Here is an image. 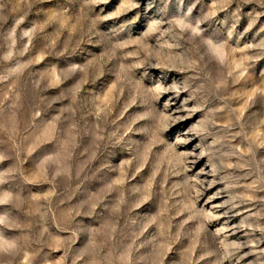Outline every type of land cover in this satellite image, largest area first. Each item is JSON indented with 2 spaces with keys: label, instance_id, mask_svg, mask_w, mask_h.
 I'll return each instance as SVG.
<instances>
[{
  "label": "rangeland",
  "instance_id": "374dc122",
  "mask_svg": "<svg viewBox=\"0 0 264 264\" xmlns=\"http://www.w3.org/2000/svg\"><path fill=\"white\" fill-rule=\"evenodd\" d=\"M0 264H264V0H0Z\"/></svg>",
  "mask_w": 264,
  "mask_h": 264
}]
</instances>
